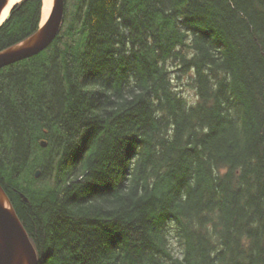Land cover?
Segmentation results:
<instances>
[{
	"label": "trees",
	"instance_id": "16d2710c",
	"mask_svg": "<svg viewBox=\"0 0 264 264\" xmlns=\"http://www.w3.org/2000/svg\"><path fill=\"white\" fill-rule=\"evenodd\" d=\"M77 1L0 69V186L37 264H264V0Z\"/></svg>",
	"mask_w": 264,
	"mask_h": 264
},
{
	"label": "water",
	"instance_id": "95a60500",
	"mask_svg": "<svg viewBox=\"0 0 264 264\" xmlns=\"http://www.w3.org/2000/svg\"><path fill=\"white\" fill-rule=\"evenodd\" d=\"M6 4L7 0H0V25L4 21H1V18ZM63 15L64 0H53L51 11L43 23L41 16L36 33L0 52V69L44 51L58 35ZM42 145L44 146V143ZM34 177H39V171L35 172ZM0 193L9 205V208H6L0 204V264H37L36 252L1 186Z\"/></svg>",
	"mask_w": 264,
	"mask_h": 264
},
{
	"label": "rangeland",
	"instance_id": "374dc122",
	"mask_svg": "<svg viewBox=\"0 0 264 264\" xmlns=\"http://www.w3.org/2000/svg\"><path fill=\"white\" fill-rule=\"evenodd\" d=\"M77 4H78L77 0H65V6L67 7V16L65 17L66 18L65 27L68 26L69 23L73 20V17H74L73 16V13H74L73 10H74V8L76 7ZM63 26H64V23L62 24L61 29L65 28ZM74 27L76 29H78V25L77 24H75ZM61 29H60V31H61ZM64 40L72 41V39L70 40V39H66V38ZM179 88L182 89V95L184 97H186L190 103H194L195 102L196 97H195L194 93L191 90H189L187 88H183V86H181ZM36 185L39 188H43L44 186L47 185V181H39L38 180Z\"/></svg>",
	"mask_w": 264,
	"mask_h": 264
},
{
	"label": "bare ground",
	"instance_id": "6f19581e",
	"mask_svg": "<svg viewBox=\"0 0 264 264\" xmlns=\"http://www.w3.org/2000/svg\"><path fill=\"white\" fill-rule=\"evenodd\" d=\"M19 1L20 0H7V4H6V7H5L4 11H3L1 21L4 20V18H6V16L8 15V13L10 11V9L12 8V6L14 4H16L17 2H19ZM52 5H53V0H43L42 23L46 20L49 12L51 11ZM21 197L23 199H25L23 197V195H21ZM0 204L3 207L9 208L7 200L5 199V197L3 195L1 196V193H0Z\"/></svg>",
	"mask_w": 264,
	"mask_h": 264
}]
</instances>
